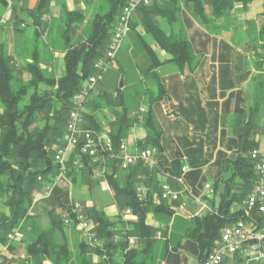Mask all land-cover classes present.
<instances>
[{"label": "crops", "instance_id": "0c3cea01", "mask_svg": "<svg viewBox=\"0 0 264 264\" xmlns=\"http://www.w3.org/2000/svg\"><path fill=\"white\" fill-rule=\"evenodd\" d=\"M36 2L20 0L14 13L7 10L1 13L0 45L17 68L31 61L29 54L35 49L40 68L58 79L63 72L61 33L64 11L75 10L82 14L78 21L70 25L71 40L77 42L74 39L83 36L78 40L82 41L85 38L87 21L95 12L101 11L105 3L103 0H51L43 15L46 26L39 29L41 38L51 40L46 42V47L35 42L38 39L33 18L27 13ZM157 2H160L157 6L159 10L173 8L171 4ZM229 4L223 16L215 19L213 31H210L196 20L184 0H177L174 25L189 43V64H177L170 60L171 56L153 38L144 22L146 19L167 28L165 19L154 9L148 13L137 10L132 14L127 36L116 56L121 50H127L134 64L131 66L141 71L139 77L145 87L141 86L136 91L134 99L137 105H134L135 102L129 105L133 102L131 96L126 99L117 91L110 95L102 87L97 90L104 73L89 92H95L99 100L95 101L87 95L82 113L90 115L102 131L110 133L118 126L117 119L125 108L127 115L121 141L126 142L129 152L152 148L158 171L152 175L142 166H133L129 172L115 171L112 160L105 157L101 162V173L97 176L84 170L66 177H57L56 173L51 181L40 178L42 181L38 182L39 186L32 194L30 219L26 222L28 226L19 232L20 240L10 245L0 243V254L7 264L29 263L25 247L35 236L31 226L36 230H49L53 242L67 244L68 264H121L128 248L138 249V258L145 264H200L197 243L187 231L189 219L204 213V208L200 210L203 204L207 209L217 206L225 188L226 163L235 157L237 150L249 143L264 148V0H230ZM15 16L24 20L26 27L22 33L14 28ZM147 48L161 62L152 69L158 73L164 90L158 100L156 82L146 70L149 66ZM119 57L121 62H131L129 56L120 54ZM21 73L23 78H28L26 72ZM114 77L105 79L103 86L116 90L124 88V77L121 76L122 86L113 85ZM132 86L128 82L130 90ZM142 107L144 110L140 114ZM147 109L153 114L160 131L159 149L151 145L146 136L142 115ZM74 156L75 152L70 159ZM175 160L178 162L175 163ZM174 164L179 167L188 165L190 169L182 173ZM112 173L121 187L129 185V181L135 185L137 180L147 184L155 203L158 198L154 188L157 191L161 181H168L174 190L178 187L184 189L183 193L187 195L183 197L182 194L179 200L163 201L174 209L172 215L156 214L150 209L146 211L144 222L150 227V232L145 242L137 235V216L125 214V209L116 202L108 182ZM177 178L181 183L175 182ZM74 202L82 206L84 213L94 208L104 212L115 223L114 235L118 236V240L113 241L114 248L107 249L102 240L99 247H92L86 235L73 225L59 228L51 224L61 218L64 208L60 207V214L56 216L58 204L63 206ZM157 231L161 232L160 237L156 236ZM240 262L239 257H226L222 264ZM43 264L52 263L46 259Z\"/></svg>", "mask_w": 264, "mask_h": 264}, {"label": "trees", "instance_id": "16d2710c", "mask_svg": "<svg viewBox=\"0 0 264 264\" xmlns=\"http://www.w3.org/2000/svg\"><path fill=\"white\" fill-rule=\"evenodd\" d=\"M19 1L12 5L11 12L14 13ZM50 1L37 0L35 7L32 10H27V13L33 18L35 36L37 37L41 35L39 29L46 26L43 15L46 14ZM103 1L105 10L95 12L93 17L87 21L84 28L85 38L82 41L72 42L70 35L72 32L70 25L78 21L82 14L75 10L64 11L65 19L61 33L64 50L63 72L58 79L40 68L38 53L35 49L29 54L31 61L25 62L22 68H17L11 57L5 53L3 46L0 45V200L8 209V214L0 213L1 244L9 243L8 245H10L13 242L8 240L7 234L14 231L21 232L28 226L26 222L30 219L29 210L32 204V194L38 186L39 179L51 181V177L57 173V167L52 160L53 152L59 141L58 138L60 139L64 130L67 114L71 107V97L79 90L83 80L95 72L93 63L103 55L112 25L126 0ZM157 1L153 0L151 5L142 6L138 11L148 13L154 9L165 19L169 30L167 31L165 26L155 25L150 19L144 21L146 27L150 29L159 46L171 56L170 60L177 64L184 62L189 64L191 61L189 43L181 31L174 30L175 12L178 9L177 0H160L161 3L171 4L173 7L172 10L166 9L165 11L157 8L160 3ZM241 1L247 2L248 0ZM229 3L230 0H184V4L191 9L196 20L200 21L210 31H213L214 28V22L210 18L222 17L230 6ZM207 8L209 14L206 11ZM4 10H6V3L4 0H0V15ZM23 22V19L15 16L14 28L16 31L21 33L24 31L26 26ZM146 52L149 56V66L146 70L156 82V99L158 100L163 96L164 90L158 79V73L152 69L161 62L150 48H147ZM22 71L28 74V78L25 79L21 76ZM142 112L140 111V114ZM40 114L43 115L40 116ZM126 115L127 111L123 108V112L116 122L118 126L109 133L114 152L117 151L121 140L120 136L126 122ZM142 116L147 130V138L151 145L159 149L160 131L156 127L153 114L147 109ZM83 117L88 127L101 130L90 115L84 114ZM249 122L251 123V121ZM254 147H256L254 143L243 146L237 150L235 157L226 163L223 181L225 188L220 195L217 206H211L204 213L193 215L189 219L187 231L189 237L197 243L200 264L211 248L214 239L220 234L221 228L241 217L238 205L247 196L255 179L252 164L247 155L248 150ZM82 157L87 164L89 160L85 156ZM106 157L112 160L115 171L121 170L117 165L118 160L116 158ZM177 162L178 160H175V163ZM174 165L178 166L177 164ZM135 166L148 169L152 175L158 171L156 163L153 168H148L141 163ZM68 167H70V163ZM131 167L125 171L129 172ZM84 170L93 176L90 167ZM180 170L181 167L178 166V171L180 172ZM72 173L74 172L69 168L68 175ZM113 174L108 176V182L114 191L116 202L124 209L130 208L132 214L137 216L135 220V227L139 232L137 235L147 242L150 227L144 222L146 211L150 209L156 214L172 215L174 209L167 206L159 198L155 203L150 191L147 192L144 201H138L134 192L136 184L141 181L137 180L135 185L129 181V185L121 187ZM175 182L181 183L178 178L175 179ZM144 185L148 186L147 184ZM158 188L157 191L154 188V192L159 197ZM205 197L207 199V196ZM60 207L64 208L63 212L70 211L69 203L63 206L58 204V208ZM84 214L95 225L96 235L100 241H104V247L107 249L114 248L115 230L113 228L115 223L111 222L104 212L94 208L87 209ZM51 224L57 225L59 228L62 225L65 226L61 218ZM72 225L76 227L74 222ZM30 229L33 230L35 236L25 247L29 255L28 264H43L46 259H49L52 264L69 263V252L65 242H53L49 230H36L32 226ZM138 254V249H126L121 264H145L143 260L138 258ZM1 257V264H7L6 259ZM83 264L87 263L84 262Z\"/></svg>", "mask_w": 264, "mask_h": 264}, {"label": "built area", "instance_id": "2783aa9c", "mask_svg": "<svg viewBox=\"0 0 264 264\" xmlns=\"http://www.w3.org/2000/svg\"><path fill=\"white\" fill-rule=\"evenodd\" d=\"M4 1L6 10L11 12L12 5L19 0ZM152 2L153 0L125 1L112 25L103 55L93 63L95 72L84 79L79 90L72 95L71 107L67 114L64 130L53 152L52 160L57 167V177H66L69 168L74 173H78L87 167H90L92 174L97 176L101 173V162L106 156L116 158L118 160L117 165L121 170H127L138 163L146 165L148 168L155 166L152 148L129 152L126 142L120 140L118 152H114L109 133L88 127L82 113L83 103L88 97L87 95L109 68L122 47L129 30L128 23H130L132 14L142 6L151 5ZM143 110L142 107L141 111ZM74 152L75 156L71 160L70 157ZM247 155L251 161L255 179L247 196L238 205L241 217L221 228L220 234L214 239L202 264H222L226 257L241 258L239 264H264V148H251ZM82 156L89 160L87 164ZM67 163H70V167ZM189 169L188 165L181 166L182 173ZM158 187L159 197L157 196V198L163 201L179 200L185 191L184 189L174 190L166 181L160 182ZM147 192L148 188L143 183L136 184L134 193L138 201H144ZM81 208L82 206L78 202L72 203L69 212H62L61 221L65 226H71L74 222L76 228L86 235L90 246H99L100 239L96 235L95 225L86 218ZM201 208L202 210L203 208L204 210L207 209L204 204ZM124 212L125 214H132L130 208H126ZM156 236L160 237L161 232L157 231ZM7 238L16 243L20 240V235L14 231L8 233ZM117 240L118 236L114 235L113 241ZM1 262L2 257L0 255V264Z\"/></svg>", "mask_w": 264, "mask_h": 264}, {"label": "rangeland", "instance_id": "374dc122", "mask_svg": "<svg viewBox=\"0 0 264 264\" xmlns=\"http://www.w3.org/2000/svg\"><path fill=\"white\" fill-rule=\"evenodd\" d=\"M104 10H105V7H103L101 11H104ZM207 13L209 14L208 11H207ZM210 20L213 21V22L215 21V19L212 18V17L210 18ZM168 30L169 29L167 28V31ZM174 30L177 31L176 28H174ZM82 38H83V36H81V37L78 36L74 40L78 41V40H81ZM36 39H38V40L35 41V42H37V43H39L41 45L43 44L46 47H47L46 42H49L50 43V41H51L50 38L45 39V37H42L41 38V36L36 37ZM120 54H122L125 57L129 56V60L131 62H125V63L124 62H121V59L119 57ZM128 63H129V66H128ZM131 65H134L133 64V61H132L131 54L128 53L127 50H121L120 53L116 56V58L111 62L109 68L104 72L105 74L103 73L104 74L103 78L100 79L98 85L96 86L97 90L102 87L103 89L107 90L110 93V95H112L113 92L117 91L123 97H127L126 99H130V96H131V100L133 99V102L132 101L129 102V105H132L135 102L134 105L136 106L137 105L136 99H134V98H136V95H135L136 94V91L139 88H141V86L142 87H145V86H144V83H143L142 79H140V77H139L141 71L139 70V68H134ZM134 75L136 76V78H131ZM112 76L113 77L115 76L114 77V83H113L114 86H119V78L121 76H123L124 77V83H125L124 86L125 87L122 88V89L116 90V88H112V87L110 88L109 86H107V87L106 86H103V82L105 83L104 80L105 79H109ZM128 82L133 85L132 88H131V90L128 88ZM89 98H92L95 101L99 100V97H97V95L95 94V92L90 93L89 94ZM41 115H43V114H40V116ZM40 122H42V121H40ZM262 132H263L262 135H264V131H262ZM40 181H42V180H39V182ZM186 195L187 194H184L183 193L182 196L185 197ZM205 201L208 202L209 200H205ZM198 205L200 206V203ZM55 210H56V212H55L56 216L59 215L60 214V209L59 208H56ZM200 210H202V208H200ZM0 213L8 214V209H7L6 206H4L1 203V200H0Z\"/></svg>", "mask_w": 264, "mask_h": 264}, {"label": "water", "instance_id": "95a60500", "mask_svg": "<svg viewBox=\"0 0 264 264\" xmlns=\"http://www.w3.org/2000/svg\"><path fill=\"white\" fill-rule=\"evenodd\" d=\"M122 80H123V78L121 77L120 81H119L120 86H122Z\"/></svg>", "mask_w": 264, "mask_h": 264}]
</instances>
